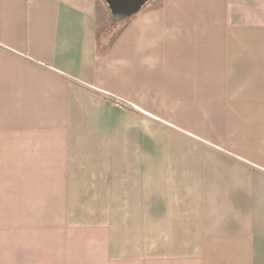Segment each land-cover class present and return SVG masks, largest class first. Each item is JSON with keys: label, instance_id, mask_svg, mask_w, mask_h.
Masks as SVG:
<instances>
[{"label": "crops", "instance_id": "obj_1", "mask_svg": "<svg viewBox=\"0 0 264 264\" xmlns=\"http://www.w3.org/2000/svg\"><path fill=\"white\" fill-rule=\"evenodd\" d=\"M105 13L103 0H0V143L17 151L3 181L36 163L20 131L98 118L92 101L115 98L117 133L175 131L161 222L178 249L161 264H264V0H148L106 47ZM39 214L0 207V264H71V234L8 217Z\"/></svg>", "mask_w": 264, "mask_h": 264}, {"label": "rangeland", "instance_id": "obj_2", "mask_svg": "<svg viewBox=\"0 0 264 264\" xmlns=\"http://www.w3.org/2000/svg\"><path fill=\"white\" fill-rule=\"evenodd\" d=\"M105 6L97 32L104 47L128 18ZM96 105L98 118L66 125L63 118L56 129L20 131L35 145L25 151V159L36 163L9 167L8 183L0 166V207L37 208L39 215L8 217L71 234V264H161L162 255L178 249L167 246L170 232L161 222V197L176 190L175 131L154 120L151 136L139 132V123L135 134L117 133L128 130L127 103L105 98L92 101ZM118 119L125 128L115 127ZM6 149L0 143V162L7 154L17 155ZM16 169L25 170L24 182L12 177Z\"/></svg>", "mask_w": 264, "mask_h": 264}, {"label": "water", "instance_id": "obj_3", "mask_svg": "<svg viewBox=\"0 0 264 264\" xmlns=\"http://www.w3.org/2000/svg\"><path fill=\"white\" fill-rule=\"evenodd\" d=\"M111 13L119 17H129L137 12L148 0H104Z\"/></svg>", "mask_w": 264, "mask_h": 264}]
</instances>
